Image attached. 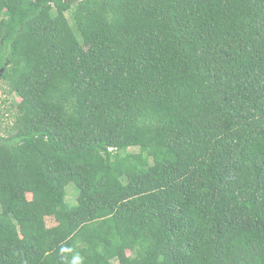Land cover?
Returning a JSON list of instances; mask_svg holds the SVG:
<instances>
[{
  "label": "trees",
  "instance_id": "obj_1",
  "mask_svg": "<svg viewBox=\"0 0 264 264\" xmlns=\"http://www.w3.org/2000/svg\"><path fill=\"white\" fill-rule=\"evenodd\" d=\"M1 83L0 264H264V0H0Z\"/></svg>",
  "mask_w": 264,
  "mask_h": 264
},
{
  "label": "rangeland",
  "instance_id": "obj_2",
  "mask_svg": "<svg viewBox=\"0 0 264 264\" xmlns=\"http://www.w3.org/2000/svg\"><path fill=\"white\" fill-rule=\"evenodd\" d=\"M67 1H69V2H71L72 0H67ZM3 86H5V83H1L0 84V98L1 97H5V93H4V91L1 89ZM9 102V101H8ZM8 102H4V100L3 99H1V102H0V111H1V108H3L4 106H6L7 104H8ZM131 151H135V150H137V148H131L130 149ZM69 191V199L71 200V201H75V199H76V197H77V194H78V190H77V188H75L74 186H70L69 187V189H68ZM117 264V263H116Z\"/></svg>",
  "mask_w": 264,
  "mask_h": 264
}]
</instances>
